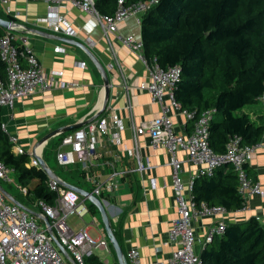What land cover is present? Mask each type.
Instances as JSON below:
<instances>
[{"label": "built area", "instance_id": "1", "mask_svg": "<svg viewBox=\"0 0 264 264\" xmlns=\"http://www.w3.org/2000/svg\"><path fill=\"white\" fill-rule=\"evenodd\" d=\"M12 0H0L2 11L14 19L18 13L11 6ZM54 8L48 16L40 18L53 32L65 37H76L77 31L73 29L64 13L58 9L67 3L77 7L92 16L100 27L102 35L107 40L109 35L117 32L119 23L132 16L140 23L141 16L157 0L140 1L128 6H119L111 16L98 13L94 0H45ZM14 24L0 37V59L5 64V76L0 75V107H11L16 100L32 95L38 91H45L55 86L56 80L62 75L60 70L45 72L37 55L31 48L28 40L17 33L18 24ZM122 45L132 50L139 61L149 71L148 82L139 83V88L146 90L152 102L161 105V113L148 123L131 125L133 145L137 148L138 137L147 134L152 148H165L171 156L172 188L177 203L176 217L171 221L168 231V240L177 243L171 255L164 260L142 262L139 251L131 249L126 254L129 264H201L200 255L195 251V233L192 221L196 216L214 215L225 213L222 206H209L205 202L195 205L192 202V185L196 178L212 176L217 168L229 165L235 172L238 182V192L246 198L255 194L264 196V188L248 173V161L253 151V146L241 144L236 135L229 138L223 153H216L209 145V123L214 116V109L203 111L199 117H194L193 111L182 110L173 97V86L178 79L180 67L178 65L160 67L155 61L149 62L143 51L141 37L133 34H118ZM57 51L64 49L56 45ZM85 67V61L80 62ZM114 64H110L112 67ZM77 86L78 83H65L61 87ZM126 108L131 109L130 86L127 82L122 85ZM165 98L174 109L181 110L188 121H192V128L183 133H176L173 129L172 119L169 115V106L162 105ZM264 109V93L259 98ZM108 114L97 117L71 132L64 134L55 151V158L59 166L68 168L76 162L81 164V169L91 167L94 155L97 153L101 140L106 139L108 144H116L119 140L117 129L121 127V119L116 110L104 107ZM89 117L88 119H90ZM87 119V120H88ZM1 129L8 134L6 124L1 122ZM8 140L14 153H27L28 165L41 168L38 161L39 151L37 146L26 149L19 143L14 135L8 134ZM183 150L187 159L196 165V172L185 183L181 176V162L176 157V152ZM106 164L112 166L111 160ZM140 156H136V165L122 169L110 168L104 179L90 176L92 182L90 190L92 195L106 203L104 195L112 192L118 186L119 179L127 173L146 168ZM42 169V168H41ZM15 170L0 160V179L12 183ZM54 172V171H53ZM54 177L48 176L47 185L55 193L52 204L42 200L32 201L30 206H25L39 213V216L30 214L19 205L13 203L0 189V264H70L59 251L54 242L58 239L71 259L76 264H85L86 258L95 255V250L112 253V246L107 236L91 237L87 227L76 228L70 218L77 217L83 220L89 212L87 196L66 188L61 184L62 178L56 172ZM20 192L27 195V188L18 185ZM47 217L49 226L43 217ZM222 219L211 224L205 235V243H211L216 236L222 235L226 227ZM104 259V262H107Z\"/></svg>", "mask_w": 264, "mask_h": 264}, {"label": "crops", "instance_id": "2", "mask_svg": "<svg viewBox=\"0 0 264 264\" xmlns=\"http://www.w3.org/2000/svg\"><path fill=\"white\" fill-rule=\"evenodd\" d=\"M11 6L18 13L15 18L18 24L17 33L28 40L45 72L60 70L63 73L57 78L54 87L20 98L11 107H1V121L6 124L8 134L16 136L26 149L37 146L39 156L51 168L50 157L46 158L48 161L44 158L48 151V155L54 161L53 166L56 162V166L59 167L55 158L57 145L64 134L76 128L68 131L59 130L45 142L40 141L56 129L87 120L103 105L116 110L121 119V127L117 129L118 142L108 144L106 139L101 140L91 167L81 169V164L76 162L68 167L69 173L66 178L60 177L66 183L89 191L92 184L90 176L104 179L112 166L116 169L133 167L136 165V156H140L148 166L120 178L117 188L104 195L107 202L102 204L105 206L113 231H117L120 237L125 255L129 250L135 249L139 251L142 262L168 258L177 247L176 242L168 240L171 221L177 214V203L172 188L171 156L165 148H152L147 134L139 135L138 146L134 147L131 129L133 123L138 126L160 115L161 105L152 102L149 93L139 88V83L148 82L149 71L136 54L122 45L117 37L118 34H133L139 37L140 24L130 16L119 23L117 32L110 34L107 40L96 20L87 12L69 3L58 9L60 13L65 14L70 25L77 31V36L73 38L89 47L107 73L109 97L104 104L102 75L89 56L80 47L58 40L57 36H65L53 32L41 21L40 18L48 16L54 8L45 0H12ZM56 45L61 46L64 52L57 51ZM82 61H85V67L79 65ZM110 64L114 65L110 67ZM61 81L76 82L78 85L73 87L68 84L61 87ZM124 82L130 86L132 104L130 110L126 108L127 101L122 89ZM162 105L169 106V115L176 133H183L192 128L193 122L188 121L181 110L171 107L166 98ZM257 106L262 107L260 102ZM99 114L95 118L108 112ZM176 157L181 162L183 181L187 183L196 172L197 166L188 161L183 150H178ZM106 160H111L112 166L106 164ZM247 169L250 176L264 188V133L261 140L253 146ZM11 176L16 179V172L11 173ZM8 195L12 197L10 193ZM245 200L246 204L240 210L196 216L193 219L192 227L196 237L194 248L198 254L219 239L216 237L211 243L204 241L209 226L219 219L233 223L254 216L264 227V196L251 194ZM89 204L90 201L88 206ZM92 206L93 208L89 206L88 212L91 221L84 222V226L86 225L87 232L93 231L94 238L107 236L100 213L96 206ZM74 218L70 219L72 224ZM75 227L80 228L78 225ZM107 262L105 264H108ZM113 262L114 259L111 264Z\"/></svg>", "mask_w": 264, "mask_h": 264}, {"label": "trees", "instance_id": "3", "mask_svg": "<svg viewBox=\"0 0 264 264\" xmlns=\"http://www.w3.org/2000/svg\"><path fill=\"white\" fill-rule=\"evenodd\" d=\"M118 1L94 0V6L98 13L111 16ZM140 1L148 0H122V5ZM0 17L15 20L1 11ZM139 24L146 59L162 68L180 67L173 86L180 108L193 111L195 118L207 109L215 110L209 123V145L216 153H223L234 135L247 146L261 140L264 109L257 104L264 93V0H157ZM6 31L0 25V37ZM0 75L5 76L1 59ZM1 122L0 107V160L15 170L18 185L27 188L24 198L12 197L24 206L36 200L52 204L55 193L47 185V173L28 165L27 153L12 151ZM48 153L44 158L50 157L53 167ZM191 196L195 205L205 202L226 211L240 210L246 204L229 165L217 168L212 176L196 178ZM216 237L215 243L201 251V264H264V227L257 217L227 223ZM85 264L105 263L93 255ZM113 264H118L116 258Z\"/></svg>", "mask_w": 264, "mask_h": 264}, {"label": "water", "instance_id": "4", "mask_svg": "<svg viewBox=\"0 0 264 264\" xmlns=\"http://www.w3.org/2000/svg\"><path fill=\"white\" fill-rule=\"evenodd\" d=\"M14 24L13 21L9 20V19H3L0 17V25L2 27H4L6 30L10 29L11 26ZM58 40L69 43V44H73L75 46L80 47L88 56L89 58L92 60V62L94 63V65L97 67V69L100 71L101 75H102V79H103V87H104V104L106 102V100L109 97V79L107 77V73L103 67V65L99 62V60L96 58V56L93 54V52L89 49V47L87 45H85L84 43L74 39V38H70V37H62V36H57L56 37ZM105 105H103L101 107V109L94 114L90 119L82 121L80 123L74 124V125H70V126H65L62 127L61 129H56L54 131H52L51 133H49L48 135H46L41 141L45 142L48 138L52 137L53 135H55L59 130L61 131H68L74 128H78L80 126L85 125L86 123H88L89 121L95 119L96 116H98V114L103 110ZM38 161L40 163L41 168L47 173L48 176L50 177H54L55 173L53 172V170L47 165V163L44 161V159L41 156H38ZM61 184L63 186H65L68 189H71L73 191L78 192L79 194L83 195V196H87L91 205H94L97 207L99 213H100V217H101V221L103 223L106 235L110 241V244L112 246V249L115 253V256L117 258V262L118 264H129L127 257L125 255V253L122 250V247L120 245V243L118 242L115 233L111 227L109 218H108V214L106 212L105 206L102 204L101 200L92 195L91 193H89L88 191H85L84 189H81L77 186H74L72 184L66 183L64 181H61ZM0 189L2 190V192L7 196L8 199H10L13 203L19 205L21 208L25 209L26 211H28L30 214L34 215V216H39V213L36 211H33L27 207H25L23 204H21L19 201L13 199L10 195H8V193L3 189V187L0 185ZM43 219L45 220L46 225L49 226V222L47 217H43ZM54 242L56 244V246L58 247L59 251L63 254V256L68 260V262L70 264H76L71 257L69 256V254L67 253V251L65 250V248L63 247V245L59 242L58 239L54 238ZM201 253V252H200ZM199 253V255H200Z\"/></svg>", "mask_w": 264, "mask_h": 264}, {"label": "rangeland", "instance_id": "5", "mask_svg": "<svg viewBox=\"0 0 264 264\" xmlns=\"http://www.w3.org/2000/svg\"><path fill=\"white\" fill-rule=\"evenodd\" d=\"M0 11L2 12L3 15L5 14L2 11L1 6H0ZM51 169L52 170H55V172L58 175H60L61 177H64V178H66L68 176V173H69L68 172V168H64V167H61V166L57 167L56 166V162H55L54 166L51 167ZM12 180H13L12 183H6V182H4V181H2L0 179L1 186L3 187V189L6 192L10 193L11 195L18 197L19 199L24 198V195L20 192V190L18 188V183H17V180L15 179V177H13ZM83 220L84 221H81L80 219H78L77 217H75L72 222H73V225L74 226H77V225H78V227L84 226V222L85 223H89L91 221L90 215L89 214H86L84 216ZM88 234L91 237H94V233H93L92 230H90L88 232ZM95 255H96L97 259L98 260H101L102 262H104V259H107L108 260V262H107L108 264H111L112 261H113V259L115 261V258H116L115 253H114V255H110V254L106 253L105 251H101V250H95ZM116 260H117V258H116Z\"/></svg>", "mask_w": 264, "mask_h": 264}]
</instances>
